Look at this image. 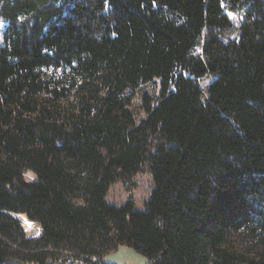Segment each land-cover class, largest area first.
<instances>
[{
  "label": "trees",
  "instance_id": "16d2710c",
  "mask_svg": "<svg viewBox=\"0 0 264 264\" xmlns=\"http://www.w3.org/2000/svg\"><path fill=\"white\" fill-rule=\"evenodd\" d=\"M0 22V264H264V0H0Z\"/></svg>",
  "mask_w": 264,
  "mask_h": 264
},
{
  "label": "rangeland",
  "instance_id": "374dc122",
  "mask_svg": "<svg viewBox=\"0 0 264 264\" xmlns=\"http://www.w3.org/2000/svg\"><path fill=\"white\" fill-rule=\"evenodd\" d=\"M4 26H5V23L0 22V45H1V41H2V34H3ZM25 177L27 179H34V175L31 172H26ZM135 179H137V178H135ZM139 180L141 182L140 187L142 188L140 195H139V199L141 202H143L145 196H148L150 183H149V181H148L149 179L147 177L140 178ZM137 185H138V183H137ZM117 194L118 195L120 194V196H123V195L125 196L124 190L122 191L121 187L116 186L115 188H113L111 190V193H110V198L112 201H114L115 198L118 197ZM138 194H139V191L137 189L134 192L135 198L138 197L137 196ZM126 195H127V193H126ZM120 200H121V198H120ZM116 203H120V202H116ZM137 205H138V203H137ZM23 229L25 230L26 234H28V235H32V234L37 235L39 233V228L35 223L30 228L23 226ZM102 259H103L104 264H146L145 257L143 255H141L139 252H137L133 248L128 247L126 245L118 246L115 250H112V251L108 252L107 254H105Z\"/></svg>",
  "mask_w": 264,
  "mask_h": 264
},
{
  "label": "built area",
  "instance_id": "2783aa9c",
  "mask_svg": "<svg viewBox=\"0 0 264 264\" xmlns=\"http://www.w3.org/2000/svg\"><path fill=\"white\" fill-rule=\"evenodd\" d=\"M35 236L34 234L28 235ZM5 264V263H4ZM8 264H19L16 261H11ZM21 264H101V261L95 256H81L69 253L67 251H59L53 257H47L43 262L29 261Z\"/></svg>",
  "mask_w": 264,
  "mask_h": 264
},
{
  "label": "bare ground",
  "instance_id": "6f19581e",
  "mask_svg": "<svg viewBox=\"0 0 264 264\" xmlns=\"http://www.w3.org/2000/svg\"><path fill=\"white\" fill-rule=\"evenodd\" d=\"M16 216L24 227L30 228L34 225V222L27 219V217L24 214L18 213L16 214Z\"/></svg>",
  "mask_w": 264,
  "mask_h": 264
},
{
  "label": "water",
  "instance_id": "95a60500",
  "mask_svg": "<svg viewBox=\"0 0 264 264\" xmlns=\"http://www.w3.org/2000/svg\"><path fill=\"white\" fill-rule=\"evenodd\" d=\"M15 217L17 218L16 214H15Z\"/></svg>",
  "mask_w": 264,
  "mask_h": 264
}]
</instances>
